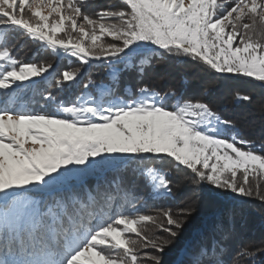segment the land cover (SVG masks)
<instances>
[{
  "label": "snow or ice",
  "instance_id": "obj_1",
  "mask_svg": "<svg viewBox=\"0 0 264 264\" xmlns=\"http://www.w3.org/2000/svg\"><path fill=\"white\" fill-rule=\"evenodd\" d=\"M88 8L89 0H0V264H164L195 209L148 201L171 198L178 173L210 198L264 205V142L241 138L208 99L210 87L190 96L149 79L174 59L213 80L264 87V0ZM18 37L79 66L18 58ZM72 87L78 94L60 98ZM214 203L177 264H264V245L229 249L243 209Z\"/></svg>",
  "mask_w": 264,
  "mask_h": 264
},
{
  "label": "trees",
  "instance_id": "obj_2",
  "mask_svg": "<svg viewBox=\"0 0 264 264\" xmlns=\"http://www.w3.org/2000/svg\"><path fill=\"white\" fill-rule=\"evenodd\" d=\"M114 2V0H89V11L97 7L105 6ZM20 47L16 50L18 58L26 61H54L57 70L66 67H78L79 64L74 59L67 57H54L50 51L43 49L41 45L26 37H18ZM94 79H102L103 73L96 69H91ZM55 74L48 76L52 80ZM163 75L164 79L159 77ZM87 78V74L84 79ZM149 79L154 82L158 90H165L168 87H174L177 90L185 91L187 95L198 96L203 86L210 87V95L208 99L213 106L225 117L233 119L239 129L241 138L255 140L257 144L264 142V113L260 111V105L264 104V87L258 82L247 78L222 77L213 80L211 74L198 65H194L191 61L168 60L165 64L150 73ZM42 88H47L45 81H40ZM50 90H55L54 81ZM78 87L66 88L64 92L58 93L60 98L70 100L79 92ZM239 91L242 94L252 96L251 102L238 101L234 99V93ZM161 167H169L164 164ZM184 173L174 175L173 196L167 200H149L151 208H171L174 212L180 208L192 207L195 209L193 214L188 218L181 235L175 244L166 250L164 255V264H177L181 259V250L193 244L204 230L206 221L211 220L216 213L214 202H220L230 207L234 206L243 209L241 216L245 217L234 225L233 239L230 243L232 251L244 244L254 246L264 245L259 241L251 243L253 240V230L264 231V205L254 198L236 197L231 194L216 195L210 198L203 188L197 190L193 186L183 180ZM90 178V182H91ZM149 209V210H150ZM254 224V225H253Z\"/></svg>",
  "mask_w": 264,
  "mask_h": 264
},
{
  "label": "rangeland",
  "instance_id": "obj_3",
  "mask_svg": "<svg viewBox=\"0 0 264 264\" xmlns=\"http://www.w3.org/2000/svg\"><path fill=\"white\" fill-rule=\"evenodd\" d=\"M245 217V215L244 216H241V215H238L237 216V218H236V221H235V226L237 225V223H239V220H241V219H243ZM254 225V224H253ZM253 233L255 234L254 236H253V240H251V243L253 244V243H255L256 241L258 242L259 241V239L263 242V244H264V231H256V230H253ZM233 243H230L229 244V249H230V251H232V247H231V245H232Z\"/></svg>",
  "mask_w": 264,
  "mask_h": 264
}]
</instances>
